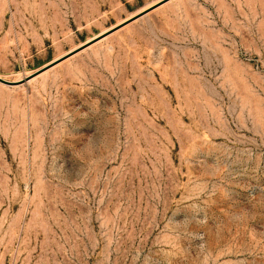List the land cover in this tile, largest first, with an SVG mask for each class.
<instances>
[{"label":"rangeland","instance_id":"374dc122","mask_svg":"<svg viewBox=\"0 0 264 264\" xmlns=\"http://www.w3.org/2000/svg\"><path fill=\"white\" fill-rule=\"evenodd\" d=\"M0 77V264H264V0H0Z\"/></svg>","mask_w":264,"mask_h":264},{"label":"water","instance_id":"95a60500","mask_svg":"<svg viewBox=\"0 0 264 264\" xmlns=\"http://www.w3.org/2000/svg\"><path fill=\"white\" fill-rule=\"evenodd\" d=\"M93 43H94V42H92L91 44H93ZM91 44H88L87 46L83 47L82 49H84V48L90 46ZM82 49H81V50H82ZM53 66H54V65H53ZM48 68H50V67H47V68L45 67V69H43L42 71H39L37 74L33 75L31 78H33V77L39 75L40 73L46 71ZM0 82H2V83H4V84H7V85H13V84H14L13 82L8 81V80H5V79H3V78H1V77H0Z\"/></svg>","mask_w":264,"mask_h":264}]
</instances>
